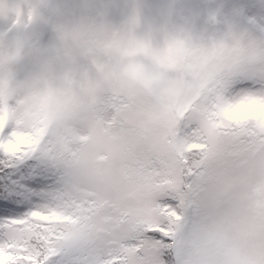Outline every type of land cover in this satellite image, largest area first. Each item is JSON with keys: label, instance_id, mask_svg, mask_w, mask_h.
I'll return each mask as SVG.
<instances>
[{"label": "snow or ice", "instance_id": "snow-or-ice-1", "mask_svg": "<svg viewBox=\"0 0 264 264\" xmlns=\"http://www.w3.org/2000/svg\"><path fill=\"white\" fill-rule=\"evenodd\" d=\"M176 44L72 117L0 106V264H264V39Z\"/></svg>", "mask_w": 264, "mask_h": 264}, {"label": "clouds", "instance_id": "clouds-1", "mask_svg": "<svg viewBox=\"0 0 264 264\" xmlns=\"http://www.w3.org/2000/svg\"><path fill=\"white\" fill-rule=\"evenodd\" d=\"M192 2L0 0V106L34 112L46 98L72 117L118 91L125 69L153 66L170 46L179 54L177 41L255 38L215 15L203 22Z\"/></svg>", "mask_w": 264, "mask_h": 264}, {"label": "rangeland", "instance_id": "rangeland-1", "mask_svg": "<svg viewBox=\"0 0 264 264\" xmlns=\"http://www.w3.org/2000/svg\"><path fill=\"white\" fill-rule=\"evenodd\" d=\"M191 7L203 22L215 15L221 21L243 26L257 39H264V0H193Z\"/></svg>", "mask_w": 264, "mask_h": 264}]
</instances>
